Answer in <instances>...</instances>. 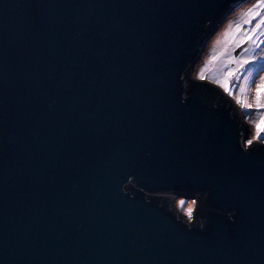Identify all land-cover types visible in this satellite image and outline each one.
<instances>
[{"label":"water","instance_id":"1","mask_svg":"<svg viewBox=\"0 0 264 264\" xmlns=\"http://www.w3.org/2000/svg\"><path fill=\"white\" fill-rule=\"evenodd\" d=\"M248 1L0 0V264H264V144L195 74Z\"/></svg>","mask_w":264,"mask_h":264},{"label":"rangeland","instance_id":"2","mask_svg":"<svg viewBox=\"0 0 264 264\" xmlns=\"http://www.w3.org/2000/svg\"><path fill=\"white\" fill-rule=\"evenodd\" d=\"M258 4L259 0H250L241 5L239 9L229 14V17L220 26V29H218V31L211 37V40L207 43L204 50L205 52L195 67V74L200 76L201 73H203L206 77L205 81L216 84L214 82L216 79H223L226 77L230 69L236 68V60L242 57L257 58V63L246 65L247 68L252 70L253 75L250 78L252 80L251 83H245L243 75H241L239 81H237L235 77H228L231 82V87L235 92V96L242 95V98H244L247 103L253 105L251 109L246 110L236 103L235 96L227 93L234 101L241 116L245 119L249 127L248 139H253L257 131L256 124L264 118V109H258L255 107V87L256 84L260 82L259 76L264 75V71L257 74L256 70L264 67V61H259V56L262 54L261 49H264V45H260L258 48L250 41L243 43L241 45L246 46V50L237 56H235V52L238 50V47L235 45L238 41L243 40L245 35L249 34L250 30L254 28L257 23H259L260 18H253L252 15L260 10ZM261 15L264 16V13ZM238 25L240 26L239 29H237ZM260 31H264V26H261ZM261 39H264V37ZM241 45L239 47H241ZM241 86H244L243 94L240 92ZM261 136L264 137V132L261 133ZM257 141L259 140L253 139V142ZM180 199H175V205L178 211H180L182 215H185L183 209L180 208L177 203ZM190 202V200H186L185 207H187V204ZM187 221L189 220L187 219Z\"/></svg>","mask_w":264,"mask_h":264},{"label":"snow or ice","instance_id":"3","mask_svg":"<svg viewBox=\"0 0 264 264\" xmlns=\"http://www.w3.org/2000/svg\"><path fill=\"white\" fill-rule=\"evenodd\" d=\"M221 9H227L229 7L228 0H221V3L218 5ZM256 7V6H254ZM259 11L253 13V18L259 17V23L255 25L254 28L250 30L249 34H246L244 39L241 41H238L236 43V47H239L243 43L247 42H252L255 44L258 48L260 45H264V39H261L264 37V31H260L261 26H264V16L261 14L264 13V0H259ZM239 25L237 26V29H239ZM262 54L259 56V61H264V49H261ZM236 63V68L235 69H230L223 79H216L214 82L219 85L223 90L228 93L229 95L235 96V92L231 87V82L229 81L228 77H235L237 81L240 80L241 75L244 77L245 83H251L252 80L250 79L252 77V70L247 68L246 65L249 64H254L257 63V58L252 57V58H240L235 61ZM264 71V67L258 68L256 70L257 74L259 72ZM200 79L203 81L206 79V77L201 73ZM260 82L256 84L255 91H256V96H255V107L258 109H264V75L259 76ZM240 92L243 94L244 92V86L240 87ZM236 103L240 105L244 109H251L253 107L252 104H249L246 102L244 98L241 96H235ZM256 135L253 137V139L256 140H261L264 142V137L261 136V133L264 132V118H262L257 124H256ZM253 139H248L245 142V147L246 148H251L253 145ZM254 150V149H253ZM178 206L183 209L184 214L188 218L189 221H192L194 218V209L197 206V200L192 199L189 204L186 205V200L180 199L178 202ZM234 215V214H233ZM233 223H235V220H233Z\"/></svg>","mask_w":264,"mask_h":264},{"label":"flooded vegetation","instance_id":"4","mask_svg":"<svg viewBox=\"0 0 264 264\" xmlns=\"http://www.w3.org/2000/svg\"><path fill=\"white\" fill-rule=\"evenodd\" d=\"M205 50V49H204ZM203 50V51H204ZM205 52V51H204ZM204 52L202 53V55L204 54ZM202 55H201V57H200V59L198 60V61H200L201 60V58H202ZM198 61H197V63H198ZM197 65V64H196ZM196 67V66H195ZM263 144H264V142H262Z\"/></svg>","mask_w":264,"mask_h":264}]
</instances>
